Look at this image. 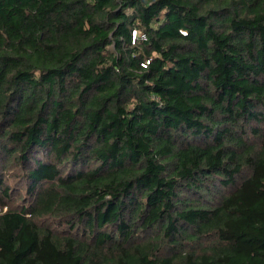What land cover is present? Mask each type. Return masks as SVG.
<instances>
[{
    "label": "trees",
    "instance_id": "trees-1",
    "mask_svg": "<svg viewBox=\"0 0 264 264\" xmlns=\"http://www.w3.org/2000/svg\"><path fill=\"white\" fill-rule=\"evenodd\" d=\"M0 264H264V0H0Z\"/></svg>",
    "mask_w": 264,
    "mask_h": 264
}]
</instances>
